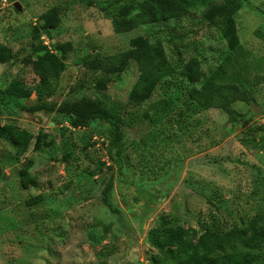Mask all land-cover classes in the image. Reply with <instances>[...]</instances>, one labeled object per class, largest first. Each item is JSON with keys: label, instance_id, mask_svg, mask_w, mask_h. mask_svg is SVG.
<instances>
[{"label": "rangeland", "instance_id": "374dc122", "mask_svg": "<svg viewBox=\"0 0 264 264\" xmlns=\"http://www.w3.org/2000/svg\"><path fill=\"white\" fill-rule=\"evenodd\" d=\"M137 1L0 0V45L13 54L0 62V125L32 134L14 159L0 138V264H172L147 242L160 215L178 224L167 245L173 248L179 239L180 251H194L209 244L202 224L217 218L227 228L264 214V145L252 146V139L264 137V40L256 33H264V0H246L250 7L235 15L239 52L202 19L206 5L220 0H192L180 19L128 30L113 11ZM50 6L59 8L60 22L42 29L39 14ZM137 35L160 40L175 69L191 57L204 77L222 66L226 81L246 90L249 99L230 103L231 115L200 108L178 97L175 87L181 91L185 82L174 73L135 105L127 98L137 76L133 62L118 75L96 64L95 76L109 82L94 90L93 75H85L81 63L129 48ZM30 45L39 46L35 55L52 50L65 64L54 93L42 97L55 109L24 110L41 100L31 89L22 98L6 90L13 81L29 89L38 80ZM81 95L100 98L122 118L120 147L110 141L105 122L72 127L56 110ZM27 160L35 184L23 187L18 172ZM37 193L40 201L26 205Z\"/></svg>", "mask_w": 264, "mask_h": 264}, {"label": "trees", "instance_id": "16d2710c", "mask_svg": "<svg viewBox=\"0 0 264 264\" xmlns=\"http://www.w3.org/2000/svg\"><path fill=\"white\" fill-rule=\"evenodd\" d=\"M204 0L203 2H209ZM192 0H139L135 3L126 2L114 9V16L121 20H126V29H132L143 24L156 22L166 23L170 20H177L185 16L192 6ZM250 7V2L246 0H220L219 3H209L202 11V19L207 20L215 26L227 47L239 52L242 48L240 43L235 15L239 8ZM59 8L50 6L39 14L42 29H53L60 22ZM37 35V28L33 27ZM258 37L264 40L263 32H256ZM30 66L33 74L37 76V81L31 88H25L21 82L13 81L6 90L16 97H26L30 89L36 98L41 100L38 104L25 107L24 110L34 111L40 109L52 110L54 103L45 102L42 97L50 96L54 93L60 73L64 70L63 60L52 50L43 49L39 54L38 45H30ZM11 49L5 45H0V62L10 60ZM133 62L136 66L137 76L128 92L130 103L140 105L146 101L154 88L167 76L174 73L180 75L185 82L181 91H177L178 97L184 101H194L200 108L216 107L226 114L233 113L230 103L236 100L247 101V92L241 89L236 83L226 81L222 66L211 70L205 77L200 71V64L196 57L186 60L178 69L168 61L164 48L160 40L152 42L146 41L141 35L130 39V47L124 50L106 55L103 59L98 57L95 60H84L81 64L85 75H93L91 79L92 88L96 91L105 89L109 82L108 78H97L95 76L96 64L104 67L106 74L115 73L118 75L128 63ZM104 63V65H103ZM196 85V86H195ZM183 86H185L183 88ZM59 113L68 116L72 127L83 126L86 121L98 119L109 126V136L112 144L116 147L122 135L121 127L123 120L115 112L106 107L100 98L81 95L73 101L64 100L57 107ZM0 138L6 140L12 150L10 159L22 155L32 138V134L14 124L0 125ZM264 137L258 142L252 139V146L262 148ZM31 164L30 160L25 161L19 169V179L23 187L35 184L33 176L28 174L27 168ZM111 180H107L103 193L110 186ZM42 195L37 193L25 200L26 205L37 204ZM106 201V200H105ZM109 205V204H108ZM204 227V236L209 240L208 245L200 246L192 251H180L177 245L181 240H177L174 247L167 245L168 239L174 235L178 229L176 219L168 215H160L153 227L147 230V242L157 251L162 252L164 259L170 258L172 264H264V214L259 213L247 218L241 223H233L229 227H223L217 218L211 220ZM188 237V234H184ZM155 259V258H154Z\"/></svg>", "mask_w": 264, "mask_h": 264}, {"label": "water", "instance_id": "95a60500", "mask_svg": "<svg viewBox=\"0 0 264 264\" xmlns=\"http://www.w3.org/2000/svg\"><path fill=\"white\" fill-rule=\"evenodd\" d=\"M18 4L17 3H15V6H17ZM252 108H254V110L256 111L257 109H256V107L252 104Z\"/></svg>", "mask_w": 264, "mask_h": 264}]
</instances>
